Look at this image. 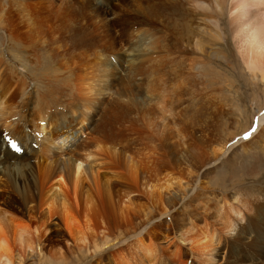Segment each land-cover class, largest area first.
Segmentation results:
<instances>
[{
    "label": "bare ground",
    "instance_id": "6f19581e",
    "mask_svg": "<svg viewBox=\"0 0 264 264\" xmlns=\"http://www.w3.org/2000/svg\"><path fill=\"white\" fill-rule=\"evenodd\" d=\"M112 1L114 5L112 7H108L109 4L112 3ZM179 2L181 5H184L187 10L186 12V10L183 9L185 14L193 13L197 16L196 19H193V25L187 38H175L170 34H162L161 30H157L154 26L155 24L153 25V20L159 21L161 19L160 6L162 4H178ZM76 6L77 8L79 6V8L85 9V16H79L77 14ZM132 6L136 8L135 10H137V12L138 9H142L141 11L145 13L143 16L144 18L136 19V16L125 15L127 13L119 14L118 10L123 9L124 12L125 8H127L128 10V8ZM75 14L78 15L77 18L79 21H84L86 19L92 23L93 29L99 33V37H101L102 40V44L100 42L99 46H101L99 48L93 47L92 45L94 43L87 46L90 41L87 43V45L85 43L83 44L84 41L82 39L84 37H82L81 39V37L79 36L80 40L75 43L73 41H70L72 39V36L70 37V40L69 38H66L67 36H65V32H68L67 29L69 28L67 24L69 20H71V16ZM111 14L115 19H109V15ZM58 16L60 17V20H62L61 23L56 24L55 22V24L50 28L47 27L46 29L49 30L48 33H44L47 32L46 29L43 30L42 25H44V23L42 25L40 23H37L35 27H31V25L34 23H28L30 28L28 29V32H31L29 34L32 35V38L33 34L37 38L38 36L40 37L42 35L41 38L44 37L45 40L48 39V43H51L50 41L53 42L52 44L54 45V47H50L51 44H49V47L53 51L52 57L54 59H52V61L50 62H46L47 65H42H46L45 67L47 69L55 71L54 73L56 74L61 71L62 67H64L65 70L71 69L69 71L71 72V74L67 75V77H72L70 82L76 81L79 83V81L81 80L84 82V84L86 82L84 87L85 94L92 93L90 90L92 77H90L89 75L93 72V63L90 65V61L89 64L82 61L78 65V70H75L73 67L75 71H78V74L76 75L72 72V64L80 62L81 59L88 57L91 54L96 55L98 66L95 65L97 66V69H94L99 71L97 73H100V75H95V77L98 78L97 80L100 83H103L102 88L108 90V88L114 86L116 82L121 81L120 84H122L124 79L119 77L116 81V78L111 76L112 73L110 75V71H108V68L110 69V60H108L107 56L118 54L120 51H122L126 44H128L126 45L128 49L131 48L132 53H137V56L135 58L131 56L132 58L130 57L131 59H129L128 61L129 66H131L130 68L133 70L135 69V71L139 72L140 74H144L142 80L146 81L144 83H142L141 81L139 82V84L147 85L145 91L148 101L146 102L144 100L146 98H143V100L139 101V98L137 99L133 95L135 97L133 100L135 106H141L145 113H148V111H152L153 109H155V107L161 110L163 113H166L168 111V109L165 108L168 105V102H165V95L167 94H165V89L167 88H164V86L167 84L173 85L174 83L176 84V82L179 81V79L181 78L180 74H182V71H184L186 67V64L184 65V60L188 58L187 56L191 50H193L191 53H194L197 56V62L192 67L196 69L200 74L203 72L204 74L207 73V75H217V73L219 72V65L216 66L217 68H215L214 65L221 62H224L231 67L232 61L230 60L229 55L226 53L227 40L231 41L236 53L237 62H239V64L242 66L244 73L249 75V78L253 85L257 87L258 82L264 84V0H62V7L60 10V15ZM146 19L150 20L147 21ZM44 27L46 26L44 25ZM75 29L77 32V28ZM76 35L77 34H75L74 36ZM74 36L73 38L75 41V39L78 38V35L76 36L77 38ZM116 36H121L122 39L118 40ZM12 39L14 50H17L19 52H22L24 50V54L25 51L27 52L29 50V48L31 50L30 45H26L25 42L15 40L16 38L14 39L13 37ZM119 43L121 45V48L117 50L116 48ZM64 50H66V53H62V51ZM36 58L34 57V59ZM23 59L25 60V58ZM124 68L125 67H123V69ZM1 69H3L2 74H0V77H2V79L6 78V74H3L5 73V70L7 71V73H9V82L1 87L0 91L1 115L6 114V112L14 113L13 111L17 108H22V110H25L26 108H24L23 105H25L24 103L27 102V100H24V96H26V93H21V91L28 85L26 79L19 78L16 82L13 79L14 72L11 66H9V70L6 67H1ZM220 71L222 72V70ZM193 74H195V72ZM132 83L134 84V82ZM123 84L129 87L131 85L134 86L133 84L128 82H123ZM134 87V90H143L142 88H136V86ZM45 88L46 87H44V89ZM95 88H97V86H95ZM86 89L88 90V92H86ZM46 90L49 91L50 89L48 88ZM39 91L40 89H38V92ZM140 91L138 90V92ZM138 92L136 94H139ZM50 94L52 93L50 92ZM6 96L7 98H9L8 104H6L5 102ZM49 96L50 95L48 94L47 97ZM47 97L44 99H47ZM90 98H86L85 100H82L83 98H81L80 101L73 103L79 104L76 107L79 111L78 116L76 117L78 126L74 130L73 128H71V124L67 125L61 122L60 119L63 120V118L65 119L68 115H76L78 112L75 111L76 108H74L76 105H73L68 115L63 114L58 118H55L54 116L52 117L53 119L48 117V115H44V112H41V114L40 110H35L36 112L34 118L38 120L35 122L33 132L35 134L37 132H41L42 134L46 133L45 137L42 138V140H39L46 145L44 154L47 156H44V158H54V155L50 153L53 146L54 149L59 152L58 154H68L64 149L65 147H63L62 145H66L68 143L72 144V141L77 140L78 136L81 135L85 130L84 127H87L88 118H91V120L94 118L92 117V115H89L94 102L93 98ZM69 106L71 105L69 104ZM41 108L42 106H39V109ZM47 108L50 110V107ZM120 109L122 110V108ZM26 114L27 113H25L24 116H26ZM253 123V129H255H252L253 131L251 130V134H242L235 140L233 138L236 134L232 133L230 135V138L228 139L232 140L231 145H229V147L227 145L228 150L226 149L227 151H224V149L222 148L214 150L212 159L209 158L210 156L208 157L206 155H203V152H198V154L200 153L203 155H199V157H197L198 159H196V155L194 156V154L192 153L187 155L189 158H185H188L190 160L192 159L191 161H194V159L196 160L192 163L195 166L194 168L196 169V171L190 168H188L189 170H187V176L192 179V184L186 186V182L184 184L183 179H178V177V180L176 179L177 182L175 183L174 178L168 179V177L166 178L165 176L163 177V182L155 183L153 185L154 188H152L150 197L151 199L155 198V200H160L162 203L164 201L165 192L171 194V190L174 189V186L178 187L177 192L175 191L176 193L174 197L173 195H170V207L168 205H164L163 211L161 213L162 215L166 214L176 205L179 206L178 203H183V200L186 198V208L184 210L182 209V217H179L178 213L175 212L178 210V208L174 211L175 213H172L171 215L169 214L170 216L173 215V218L177 220L181 219L182 221L177 222L176 220L173 223V226L169 225L167 232H157L155 235H149L148 238H145L144 236L151 233L149 230L154 225L148 227L147 229L144 224L137 230H133V234L131 235L137 236L135 237V240H132V242H126L127 240L121 234H119L117 237L114 236V238L106 237L101 246L96 244V254H99L100 257V255L104 254V252H110V249L114 250L124 244L130 243V247H132L130 251L129 249L121 248L117 250L118 252L112 253L109 259H106L105 263L165 264L166 260L171 264H264V189L254 190L253 192L251 190V192H249L247 190L239 189L242 183L245 180H248L250 177L256 180H258L262 176L264 177V162L262 160V156H260L259 154L258 159L255 160L256 162L254 161L250 163L249 167L245 168V171H242L240 174L232 170V175L229 174V176L231 175V177H229V180L231 181L230 188H232V192L230 193L227 192L229 191L227 190L228 188L226 189L225 186H220L219 178H214L213 182L215 183V187H212V185L209 186L210 181L207 182L209 174L222 168L225 162L230 165L237 164V160L241 158L242 152H248L255 149V147H252L249 144H255V141L253 140L260 134L264 135V112L259 113ZM192 129L193 134L198 131V129ZM171 130V127L166 124L162 135L158 134L162 140H158L161 144L166 145L165 152L168 158L173 159L174 153H178V145H176L175 142H171L173 138ZM200 131L202 133H200V135L203 136V131L205 130L200 129ZM174 132L175 131H173V133ZM14 133H11V135H16ZM200 135L198 137L201 140L203 138ZM195 137L197 138V135ZM108 140L111 141L110 139ZM249 140L251 141L250 143L242 145L244 142ZM225 144L223 145V147H226ZM91 145L92 144L87 143L83 150L84 153L80 156L71 155L70 157H64L63 164H38V171L41 172L42 178L44 180L46 179L44 182L42 179L43 184L41 186V195L43 197L52 198V200L48 201L46 205V218L39 219V224L34 225L31 223V218L35 217V215L29 213L31 210L29 207L27 208V210L26 208L16 209L11 207L13 211H26V214L21 216L17 214L16 211L13 212L8 208L0 206V264H14V258L17 252H20L22 254L23 252H29L34 249L36 244L42 243L43 238H45L49 232V227H47L49 220L53 219V217L58 214L55 210L58 201H60V214L63 221V226L66 229L67 233L76 241L77 244L86 243L88 233L92 232L90 229V221L91 217L94 214L93 205H95L97 193L102 196L104 202L112 203L113 196L112 189L110 188L113 187V183H115L114 181L127 180L128 175H130V183H133V181H135L136 178L134 176L136 175V172L133 171L134 169H132L131 171L128 170L129 173H127L119 170L106 172L100 171L98 169L97 171H95L92 169L94 167H86L85 162H87L89 158L94 157L95 153V151L91 149ZM95 145V148L99 147L98 144H96V141L93 146ZM8 146L9 152H12L9 154H12L14 156L18 154L13 152L15 151V149L11 142L8 144ZM259 148V152L264 153V136L263 140L260 141ZM96 150H98V148ZM107 153L105 151V154ZM250 156L251 155H247L246 157ZM261 161L263 162V164ZM4 165V161L0 160V173H4L5 171H7V168L4 169ZM99 166L100 164L98 165V167ZM167 166L168 165L165 164L161 166V168H166ZM204 166L206 167L204 168ZM15 167L16 166H14L13 169H9V173H11L13 170L18 172V170L21 168ZM27 168L32 169V171L35 170L31 165ZM57 169L61 172L57 175V177H47V175H53L54 173H56ZM155 170L158 171L157 167H155ZM29 173L31 174V171ZM88 173L92 175V180L88 179ZM181 173L184 176L186 175L183 173V171ZM62 174L64 175V177L61 176ZM32 176L34 175L32 174ZM10 178L11 176H9V180ZM209 180H211V178ZM187 182H189L188 179ZM205 182L209 183L208 186L204 185ZM221 187L224 189H221ZM10 190L11 189L9 188V191ZM217 190L221 191L222 197L221 199L217 198L214 203L212 202V204H210L211 201L208 198V195L206 194L205 197L207 198H205L204 194L209 191L217 192ZM202 197L204 198V202L206 201L205 205H202V202L197 203L199 200L202 201ZM54 199H56V203L54 202ZM27 202L28 199H25L24 204H26ZM76 206H78L77 209ZM191 206L192 208L190 209L189 207ZM179 211L180 210H178L177 212ZM198 214L201 217L200 221L198 220ZM81 215H83L84 218L81 217ZM24 216L27 219H25ZM150 219L151 218H148L147 221H149ZM232 248L240 249L239 253L231 255L230 249ZM245 249L249 251L250 257L244 258L243 256H240V254H242ZM100 260L104 262L101 257Z\"/></svg>",
    "mask_w": 264,
    "mask_h": 264
},
{
    "label": "rangeland",
    "instance_id": "374dc122",
    "mask_svg": "<svg viewBox=\"0 0 264 264\" xmlns=\"http://www.w3.org/2000/svg\"><path fill=\"white\" fill-rule=\"evenodd\" d=\"M113 5L114 3L112 1V3L109 4L108 7H112ZM61 7L62 0H0V74H2L3 71L1 67H6L9 70V66H11L14 72L13 79L17 82L19 78H25L28 84L27 87L21 91V93H26V96H24V100H27V102L24 103L25 105H23L26 109L22 110V108H17L13 111L14 113L6 112V114L3 115H1L0 113V160L4 161V169L7 168V171H5L4 173H0V206L8 208L10 211H13L11 207L16 209L26 208V210L29 207L31 209L29 213L35 215V217L31 218V223L34 225L39 224V219L46 218V205L48 201L52 200V198L43 197L41 195L43 178L41 176V172L37 169L38 164H63L64 157L66 158L68 156L70 157L71 155H82L87 143L92 144L90 147L95 151V153L94 157L89 158V160L85 162L86 167H94L92 169L95 171H97L98 169L100 171L106 172L119 170L127 173L134 169L133 171L136 172V175L134 177L136 179L135 181H133V183H130V175H128L127 180L114 181L115 183H113V187L110 188L112 189L113 196L112 203L104 202L102 196L97 193L96 202L95 205H93L94 214L91 217L90 221V229L92 232L88 233L86 243L84 244H77L76 241L67 233L66 229L63 226V221L60 214V201H58L55 208L58 214L55 215L53 219L49 220V223L47 225V227H49V232L46 237L43 238L42 243L36 244L34 249L29 252H23V254L17 252V256L15 255L14 258V264H106V259H109L112 253L118 252L117 250L124 248L129 249L130 251V249H132V247H130V243L124 244L114 250L110 249V252H104V254L100 255L101 259L104 261L102 262L100 260L99 254H96V244L101 246L106 237L114 238V236L117 237L119 234H121L127 240L126 242H132V240H135V237L137 236L131 235L133 234V230H137L144 224L147 229L148 227L154 225L149 230L151 233L146 234L144 236L145 238H148L149 235H155L157 232H167L169 225L173 226V223L177 220L173 218V215H170L176 212L178 213L179 217H182V212L186 208V198L183 200V203H178L179 206L176 205L171 210L168 209L170 210L167 212L168 214L166 213L162 215L161 212L163 211V206L168 205L170 207V195H173L174 197L175 193L178 190V187L174 186V189L171 190V194L165 192L164 201L162 203L160 200H155V198L151 199L150 193L152 191V188H154L153 185L155 183L163 182V177L165 176L166 178L168 177V179L174 178L175 183L177 182L176 179L178 177V179H183L184 184L186 182V186L192 184V179L187 176V170H189L188 168H190L196 171V169L194 168L195 166L192 164L196 160L194 159V161H191L192 159H188L189 157L187 155L192 153L194 154V156L196 155V159H198L197 157H199V155H206L208 157L210 156L209 158L212 159L214 150L222 148L224 149V151H227L229 145H231L232 142V140H228L230 138V135L232 133H235L236 135L233 139L236 140L242 134H251V132L255 129H253V122L256 120L257 115H259V113L261 112H264V84L258 82L257 87L253 85L249 78V75L244 73L242 66L239 64V62H237L236 53L230 40H227L226 53L229 55V58L232 61V65L230 67L224 62L214 65L215 68H217L216 66L219 65V74L217 73V75H207V73L204 74L203 72L200 74L199 72H197V70L192 67L197 62V56L196 54L191 53L193 50L190 51L187 56L188 58L184 60V65L186 64V71L185 69L184 71H182L179 81H177L176 84L174 83L173 85H163L164 88H167L165 89V94L167 93L168 95H165V102H168V105H165V108L168 109V113H163L156 107L152 111H148V113H145L141 106H135L133 102L135 97L137 99L139 98V101L143 100V98H146L144 99L146 102L148 101L145 91L147 85L139 84V82L141 81L142 83L146 82L145 80H142L144 74L136 72L135 69L133 70L130 68L131 66H129V59H131L132 57L135 58L137 56V53H132L131 48L128 49V47L126 46L128 44H126L122 51H120L118 54L107 56L108 60H110V69L108 68V71H110V75L112 73L111 76L115 77L116 79H114L116 81L119 77H121L124 79L123 82L125 83L128 82L133 84L132 82H134L133 85L136 86V88L143 89L142 91H140L141 89H136L137 92L139 90L141 93L138 92L139 94H136L137 92L136 90H134V86H125L123 82L122 84H120L121 81L116 82L117 84L115 83L114 86H111L110 88H108V90L102 88L103 83H100L97 80L98 78L95 77V75H100V73H97L99 71L95 70L98 66L97 58L96 55L91 54L90 56L81 59L80 62L72 64V69L74 67L75 70H78V65L82 61L87 64L91 62L90 65L93 63V72L89 75L90 77H92L90 90L93 94L91 92V94H85L84 87L86 82L85 84L82 80L79 81V83L76 81L70 82L72 77H67V75L71 74V72H69L71 69L65 70L64 67H62L61 71L59 70L60 72L56 74L54 73L55 71H51L45 67L47 65L46 62H50L52 61V59H54L52 57L53 51L50 48L54 47V45L52 44L53 42L50 41L51 43H48V39L45 40L44 37L41 38L42 35L40 37L38 36V39L33 34L32 38V35L29 34L31 32H28V29H30L28 23H34L31 25V27H35L37 23H40L41 25L44 23L46 27L42 25L43 30L47 27L50 28L55 24V22L56 24L61 23L62 20H60V17L58 16L60 15ZM132 7L134 8V6ZM132 7L128 8V10L127 8H125L124 12L123 9L118 10L119 14L127 13L125 15L136 16V19L144 18L143 16L145 13L141 11L142 9H138L137 12V10H135L136 8L133 9ZM183 9L186 10L185 6L181 5L180 2L178 4H162L160 6L161 19L159 21L153 20L154 22L156 21L155 23L153 22V25L155 24L154 26L156 27V29H160L162 34H170L175 38H187L193 25V19H196L197 16L193 13L185 14ZM76 10L79 16H85V9L79 8V6L77 8L76 6ZM77 14L71 16V20H69L67 24V26L69 27L67 29L68 32L64 31L65 36H67L66 38H69L70 40V37L72 36V39L70 41H73L75 43L80 40V37L81 39L82 37H84L82 39L84 41L83 44L85 43L87 45V43L90 41L87 46L94 43L92 46L95 48H99L101 46H99L100 42L102 44L99 33L93 29L92 23L90 21L86 19L84 21H79L77 18ZM109 16V19H115L113 18L112 14ZM146 20L148 21L150 19ZM75 28H77V32ZM91 29L93 32L91 31ZM46 31L47 32L44 33L49 32L48 29H46ZM75 34L78 35V38L76 37L77 35L74 36ZM73 36L77 38L75 39V41ZM12 37L14 39L16 38L15 40L25 42L26 45H30L31 50L29 48L27 52L25 51V54L23 52L24 50L22 52L14 50ZM116 38L118 40L122 39L121 36H116ZM49 44H51L50 47ZM119 48H121L120 43L116 49L118 50ZM62 53H66V50L62 51ZM34 57L37 58L34 59ZM23 58H25V60ZM189 58L192 60H190ZM42 64L46 65L44 66ZM122 66L125 68L123 69ZM74 69L72 70L73 74H78V71H75ZM220 70H222L223 73ZM194 72L195 74H193ZM3 74H6V78L2 79V77H0V91L1 87L9 82V73H7V71L5 70V73ZM95 86H97V88H95ZM44 87L46 88L44 89ZM48 88L50 89L49 91L46 90ZM38 89H40V93L38 92ZM130 89L135 94H133ZM50 92L53 95L50 94ZM86 92H88L87 89ZM47 93L51 96L52 100L50 96L47 97ZM45 96L47 97V99H44L46 98ZM81 98H83L82 100H85L86 98H93L95 104L93 102V106L89 112V115H92V117L94 118L92 120L91 118H88L87 127H84L85 130L81 135L78 136L77 140L72 141V144L68 143L66 145H62L63 147H65L64 149L68 154H58L59 152L56 151L53 146L50 153L54 155V158H44V156H47L44 154L46 145L39 140H42V138L45 137L46 133L42 134L41 132H37L35 134L33 132L35 122L38 120L34 118L35 112L40 110V113L44 112L43 114L46 116L48 115V117L50 118L54 116L55 118H58L63 114L68 115L73 105H76L74 108L79 105L73 103L80 101ZM8 100L9 98H7L6 96V104H8ZM112 103L115 105V108ZM54 104L56 105V107ZM69 104L71 106H69ZM39 106H42V108L39 109ZM47 107H50V110ZM120 108H122V110ZM75 111H78V108H76ZM25 113H27L26 116H24ZM78 113L79 111L76 115H68L65 119H60V121L67 125L71 124V128H73L74 130L78 126L76 120ZM164 124H167L169 125V127H171V134L173 135L171 142H175L176 145H178V153H174L173 159L168 158L165 152L166 145L161 144L158 140L161 139L158 134L162 135L165 127ZM98 126L99 129H102L99 130ZM192 128L198 129V131L193 134ZM200 129L205 130L203 131V136L200 135ZM173 131H175L176 133H173ZM11 133H14L16 135L12 136ZM193 135H197V138ZM199 135L203 138L201 139L202 141L198 137ZM263 136L264 135L260 134L253 140L255 141V144H249L252 147H255V149L248 152H242L241 158L237 160V164L230 165L225 162L222 168L209 174L207 182L210 181V184L205 182L204 185L208 186L209 184V186L212 185V187H215V183L213 182L214 178H219L220 186H225L226 189L228 188V193L232 192V188H230L231 181L229 180V177H231L233 173L232 170L240 174L242 171H245V168L249 167L250 163L258 159L259 154L260 156H262V160L264 162V153L259 152L260 141L263 140ZM107 138L111 141H109ZM95 141L99 146L97 147L98 150H96L97 148H95L96 145L93 146ZM105 141L108 142L106 143ZM198 141L201 143H199ZM10 142L13 144V147L15 149V151L13 152L18 153L15 156L9 154L12 153L9 152L8 144ZM250 142V140L246 141L242 145L248 144ZM100 144L102 147L100 146ZM224 144L226 145V147H223ZM105 151L106 153H108L105 154ZM198 152H203L204 154H198ZM247 155L251 156L246 157ZM99 164L100 166L98 167ZM165 164L168 165L166 167L167 169L165 167L161 168V166ZM9 165L11 168L9 167ZM30 165L34 167L35 172L32 171V169L27 168ZM14 166H16L15 168H21L18 170V172L13 170L11 173H9V169H13ZM155 167H157L158 171L155 170ZM205 167L206 166H204V168ZM160 168L162 171L160 170ZM30 171L31 174L29 173ZM182 171L184 174H186L185 176L181 173ZM59 173L61 172L57 169L56 173H54L53 175H47V177H57ZM32 174L34 176H32ZM229 174L231 175L229 176ZM9 176H11L12 178H10L11 181L9 180ZM61 176L64 177L63 174ZM88 176V179L92 180V175L88 173ZM210 178L211 180H209ZM261 178L256 180L250 177L248 180H245L242 183L239 189L247 190L249 192L264 189V177L262 176ZM187 179L189 180V182H187ZM45 180L43 179V182ZM222 187L221 189H224ZM9 188L12 191H9ZM206 194L211 201L210 204H212V202L214 203L217 198L221 199L222 197L220 190H217V192L209 191L204 194V197ZM213 195H215L216 198ZM25 199H28V202L26 204H24ZM55 200L56 199H54V202ZM199 202H202V205H205L206 203V201L204 202V198L202 199V201L199 200L197 203ZM77 208L78 206H76V209ZM177 208L178 210H180L179 212H177ZM189 208L191 209L192 206ZM16 212L21 216L26 214V211ZM81 217L84 218L83 215H81ZM148 218L151 219L147 221ZM198 218V220L200 221L201 217L199 214ZM25 219L27 218L25 217ZM180 221L182 220H177V222ZM239 251L240 249L232 248L230 249V254H238ZM240 256H243L244 258L250 257L249 251L245 249L242 254H240ZM165 264L171 263H168L165 260Z\"/></svg>",
    "mask_w": 264,
    "mask_h": 264
}]
</instances>
